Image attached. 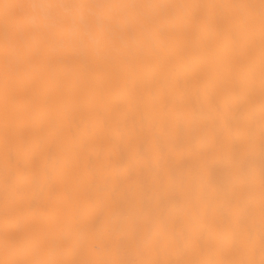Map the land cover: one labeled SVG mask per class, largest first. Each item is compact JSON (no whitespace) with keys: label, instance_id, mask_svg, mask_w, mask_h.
Listing matches in <instances>:
<instances>
[{"label":"bare ground","instance_id":"6f19581e","mask_svg":"<svg viewBox=\"0 0 264 264\" xmlns=\"http://www.w3.org/2000/svg\"><path fill=\"white\" fill-rule=\"evenodd\" d=\"M0 264H264L262 0H0Z\"/></svg>","mask_w":264,"mask_h":264},{"label":"clouds","instance_id":"9594fccd","mask_svg":"<svg viewBox=\"0 0 264 264\" xmlns=\"http://www.w3.org/2000/svg\"><path fill=\"white\" fill-rule=\"evenodd\" d=\"M60 8H63L65 10L71 9L73 7V5H60ZM96 9H101L103 8V5H95L93 6ZM34 8L37 10V13L39 15H42L45 18H49L52 14H53V6L49 5V4H45V3H39L37 5H34ZM95 15L98 16V13H95Z\"/></svg>","mask_w":264,"mask_h":264},{"label":"snow or ice","instance_id":"6c2138e0","mask_svg":"<svg viewBox=\"0 0 264 264\" xmlns=\"http://www.w3.org/2000/svg\"><path fill=\"white\" fill-rule=\"evenodd\" d=\"M262 3H264V0H262Z\"/></svg>","mask_w":264,"mask_h":264}]
</instances>
